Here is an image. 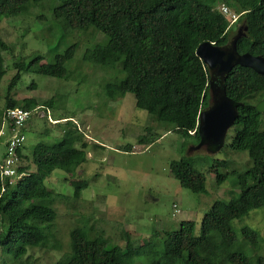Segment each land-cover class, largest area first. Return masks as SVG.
Returning a JSON list of instances; mask_svg holds the SVG:
<instances>
[{
  "label": "trees",
  "instance_id": "16d2710c",
  "mask_svg": "<svg viewBox=\"0 0 264 264\" xmlns=\"http://www.w3.org/2000/svg\"><path fill=\"white\" fill-rule=\"evenodd\" d=\"M218 4L238 16L236 24L218 10ZM48 8L50 19L42 14ZM32 10L38 11L37 22L50 21L52 34H61V38L74 33L103 34L106 43L87 48L82 63L111 76L103 85L106 98L118 102L131 93L137 109L145 111L150 122L164 127L166 133L182 137L193 133L198 143L199 115L210 107V71L197 55L199 45L228 46L239 23L247 31L237 42L238 52L264 58V0H0V19L23 18ZM79 45L71 43L49 62L41 63L46 57L36 53L13 63L17 73L8 85L4 106H0V132L3 128L9 132L4 126L6 110L35 112L41 106L36 98L14 99L23 76L74 79ZM4 53L12 55V49L0 38V97L8 71ZM224 87L228 97L243 104L230 128L229 146L234 154L246 153L251 165L245 171L224 173L230 167L229 159H212L209 173L215 175L217 187L233 176L239 196L216 200L200 231L195 221H182L177 229L157 231L158 241L139 248L132 246L126 232L127 242L121 247L88 223L74 227L68 250L54 264H264L260 233L244 227L240 241L232 226L254 210L264 209V113L255 108L264 93V75L236 66L225 76ZM42 105L45 110L54 109L56 101L52 98ZM32 117L25 123L24 133ZM71 119H55L57 123L65 120L66 125L58 142L38 143L33 148L35 171L19 165L21 178L5 179L0 174V264H33L36 250L63 249L54 230L57 211L53 202L59 194L45 181L56 170L74 176L87 162L88 141ZM145 130L140 145L149 146L163 136L152 125ZM23 147L18 152L20 160L25 157ZM124 149L132 152L131 145ZM170 172L182 188L196 194L208 192L205 174L193 163L174 160ZM74 186L77 198L84 185ZM249 246L255 254L251 255Z\"/></svg>",
  "mask_w": 264,
  "mask_h": 264
},
{
  "label": "rangeland",
  "instance_id": "374dc122",
  "mask_svg": "<svg viewBox=\"0 0 264 264\" xmlns=\"http://www.w3.org/2000/svg\"><path fill=\"white\" fill-rule=\"evenodd\" d=\"M222 5H217L219 11ZM229 10L226 16L230 22L238 19ZM37 14V10H32L23 18L0 19V38L12 49V55L4 53L8 71L1 82L0 106H4L8 85L17 73L13 68L15 61L28 60L39 53L46 57L41 63L49 62L53 55L63 52L71 43H79L78 62L75 78L70 81L25 74L13 93L16 100L36 98L41 104L25 128L27 140L22 146L25 157L19 160V165L31 166L30 170L35 171L31 165L33 148L38 143L54 144L61 139L66 125L65 120L57 123V118L71 117L85 135L89 147L87 162L74 176L56 170L45 181L49 189L59 194L53 202L57 211L54 230L63 249L36 250L33 264L56 263L68 250L70 231L85 223L97 232H104L111 244L121 247L126 245V232L132 246L139 248L158 241L157 231L177 229L182 221H195L200 231L205 214L216 200L229 201L239 196L233 176L217 187L215 175L209 173L212 159H229L230 167L224 173L234 169L245 171L251 165L246 153H232L229 146L231 130L226 137V147L211 154L206 148L193 149L199 144L193 133L184 137L174 132L166 133L164 127L150 122L146 112L137 109L133 94L128 93L123 100L111 102L103 93V85L111 76L82 63L87 48L106 43L104 35L74 33L70 38H61V34H52L50 21L37 22ZM42 14L50 19L51 9H45ZM241 26L237 23V30ZM52 98L56 107L45 110L43 102ZM258 99L264 100V93ZM148 125L154 126L163 136L149 146L140 145L139 137L145 135ZM4 126L9 128L7 135L6 128L2 129L8 140L10 125L5 123ZM129 145L132 152L124 149ZM3 154H6V143L4 149L0 148L1 158ZM174 160L193 163L204 173L208 192L196 194L182 188L170 172V163ZM74 183L84 185L77 198ZM232 226L240 241L244 227L259 232L264 255V209L254 210L248 217L234 221ZM248 250L251 255L256 252L252 246Z\"/></svg>",
  "mask_w": 264,
  "mask_h": 264
},
{
  "label": "water",
  "instance_id": "95a60500",
  "mask_svg": "<svg viewBox=\"0 0 264 264\" xmlns=\"http://www.w3.org/2000/svg\"><path fill=\"white\" fill-rule=\"evenodd\" d=\"M247 28L240 27L229 45L219 47L205 42L199 45L197 55L210 71V107L199 115L198 133L200 142L194 150L206 148L209 153H219L226 141L230 128L234 125L238 108L242 103L228 97L224 87L225 76L236 66H242L264 75V58L249 53L240 54L237 50L238 40L245 36ZM259 113H264V100L255 106Z\"/></svg>",
  "mask_w": 264,
  "mask_h": 264
},
{
  "label": "built area",
  "instance_id": "2783aa9c",
  "mask_svg": "<svg viewBox=\"0 0 264 264\" xmlns=\"http://www.w3.org/2000/svg\"><path fill=\"white\" fill-rule=\"evenodd\" d=\"M222 14L230 13L227 6L222 5L220 7ZM227 17V16H226ZM228 18V17H227ZM237 18L231 20V24L236 21ZM34 112L23 110L20 108L8 109L5 111L4 120L5 123L11 125L10 135L6 142V154L3 158L0 157V174L5 179L21 178V175L17 174L19 167V149L26 143V135L23 132L25 123L33 116ZM4 134L3 130L0 132V136ZM13 181L10 182V185ZM4 191V189H3Z\"/></svg>",
  "mask_w": 264,
  "mask_h": 264
},
{
  "label": "crops",
  "instance_id": "0c3cea01",
  "mask_svg": "<svg viewBox=\"0 0 264 264\" xmlns=\"http://www.w3.org/2000/svg\"><path fill=\"white\" fill-rule=\"evenodd\" d=\"M6 135H7V132H6ZM4 136L2 135L1 138H0V148L4 149L5 148V143H6V140H7V136Z\"/></svg>",
  "mask_w": 264,
  "mask_h": 264
}]
</instances>
